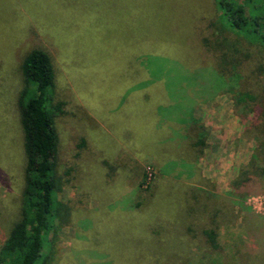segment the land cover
<instances>
[{"label":"rangeland","instance_id":"1","mask_svg":"<svg viewBox=\"0 0 264 264\" xmlns=\"http://www.w3.org/2000/svg\"><path fill=\"white\" fill-rule=\"evenodd\" d=\"M219 14L215 0H0V249L22 210L20 65L40 49L64 104L47 264H264L263 179L231 187L264 153V48ZM178 107L195 123L170 121Z\"/></svg>","mask_w":264,"mask_h":264},{"label":"trees","instance_id":"2","mask_svg":"<svg viewBox=\"0 0 264 264\" xmlns=\"http://www.w3.org/2000/svg\"><path fill=\"white\" fill-rule=\"evenodd\" d=\"M215 5L220 13L221 30L264 48V3L260 0H215ZM20 72L24 82L17 100L25 156L22 210L19 221L0 249V264H47L49 258L42 254L43 249L45 246L51 249L48 236L52 223L61 221L64 212V205L58 199L62 181L56 172L58 136L55 128V118L63 111L64 104L53 100L55 72L46 52L29 51L21 62ZM255 100L256 96L250 92L234 96V103L244 106L243 109ZM165 108L170 110V107ZM176 109L178 113L179 107ZM180 113L179 110V115L170 121L182 125L195 123L190 113L187 116ZM185 117L188 121H184ZM198 144L204 143L199 140ZM261 150L255 151L247 163L238 167L232 188L245 190L251 181L259 179L264 183V153ZM205 235L210 244L215 245L213 231H206Z\"/></svg>","mask_w":264,"mask_h":264},{"label":"crops","instance_id":"3","mask_svg":"<svg viewBox=\"0 0 264 264\" xmlns=\"http://www.w3.org/2000/svg\"><path fill=\"white\" fill-rule=\"evenodd\" d=\"M241 165H242V164H241ZM236 167H239V165L235 166V168H236ZM237 169H238V168H237Z\"/></svg>","mask_w":264,"mask_h":264}]
</instances>
